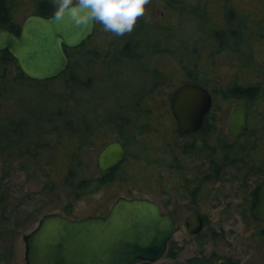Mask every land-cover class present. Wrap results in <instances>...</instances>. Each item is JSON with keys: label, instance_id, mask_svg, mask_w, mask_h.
Masks as SVG:
<instances>
[{"label": "rangeland", "instance_id": "374dc122", "mask_svg": "<svg viewBox=\"0 0 264 264\" xmlns=\"http://www.w3.org/2000/svg\"><path fill=\"white\" fill-rule=\"evenodd\" d=\"M34 1L11 0L15 25L21 26L32 15ZM169 3L149 0L134 29L123 35L106 31L97 21L94 36L77 51L69 52L70 70L84 74L90 86L77 90L86 91L83 95L88 98L76 114L73 104L60 108L73 113V117L67 115L72 131L78 127V119L85 117L95 121L100 132L86 140L78 128L71 134L69 129L49 130L44 122L10 128L23 134L18 145L8 147L0 156V264H25L23 237L44 215L58 213L71 220L104 216L118 198H146L173 215L176 231L169 243L176 244V256L152 264H190L195 257L210 256L238 264H264V236L249 215L252 191L264 180V89L253 103L234 100L224 93L235 81H251L258 71L264 84V13L250 14L257 19L259 29L256 42L253 37V65H247L236 51L218 50L210 36L209 28L224 27L222 8L227 0ZM231 4L244 14L245 8L264 2L231 0ZM174 5L203 7L206 20L179 14ZM126 40L136 47L135 54L143 53L142 57L108 64L106 55L120 50ZM67 76L64 72L41 83L19 82L13 72L11 84L0 85V91H8L6 96L12 98H0V123L8 118L31 120L30 112L52 113L55 107L50 94L68 99L74 91ZM183 83L200 84L212 95L213 106L202 135L181 134L167 110L171 92ZM114 91L117 126L110 118L115 108ZM137 94L140 97L134 102ZM238 105L248 113L250 135L237 143V149L246 147V156L219 167L224 149L231 145L227 121ZM120 116L128 119L129 125L122 127ZM42 129L46 130L43 134ZM116 140L126 147V163L117 170L113 182L85 194L80 185L101 176L98 155L104 144ZM211 152L214 156L209 157ZM214 170L217 179L202 183ZM191 184L193 188L186 192ZM200 187L208 195H199ZM188 195L200 199L192 202L186 199ZM191 213L204 219L198 234L186 230L184 219Z\"/></svg>", "mask_w": 264, "mask_h": 264}, {"label": "water", "instance_id": "95a60500", "mask_svg": "<svg viewBox=\"0 0 264 264\" xmlns=\"http://www.w3.org/2000/svg\"><path fill=\"white\" fill-rule=\"evenodd\" d=\"M96 22L77 24L66 14L30 15L16 35L0 28V53L6 51L29 80L44 82L62 75L69 66L66 50L80 47L94 34ZM210 92L197 83H183L169 96V108L183 133L198 132L211 110ZM248 113L236 106L227 121V132L238 138L247 131ZM126 148L120 141L108 143L98 155L101 171L125 162ZM255 220L264 224V181L255 192L251 207ZM189 234L203 227L199 215L185 219ZM176 227L172 216L146 198H118L104 216L71 220L61 214L44 215L24 237L26 264H150L160 260Z\"/></svg>", "mask_w": 264, "mask_h": 264}, {"label": "trees", "instance_id": "16d2710c", "mask_svg": "<svg viewBox=\"0 0 264 264\" xmlns=\"http://www.w3.org/2000/svg\"><path fill=\"white\" fill-rule=\"evenodd\" d=\"M165 1L168 4H170L169 0H165ZM262 1L264 2V0ZM10 2L11 0H0V28L8 29L17 35L19 33L21 26L15 25L11 20V6L9 5ZM34 2L35 3H34L32 15H39L43 17H50L54 15V10L56 6L55 0H35ZM174 6H175L174 8L177 10L179 14H183L190 18L192 17L194 20H197L196 17H198V19L201 21L206 20L203 15L204 13L203 10H205L203 7L195 8L190 5H188L189 7L187 5L185 6L174 5ZM222 10H223L222 17H223L224 27L218 29L209 28L211 32L210 36L216 42L217 49L222 51H228V50L236 51L244 58L243 61L244 64L253 65V61H252L254 55L253 49L255 48L253 44L254 43L253 37L255 36V42H256L258 36L256 33L258 32L259 24L257 22V19L250 14L256 15L259 12L264 13V4H258V5L252 4L250 5V8H245L242 11V13L244 14H240L236 12L235 7L231 4V0H227V4L224 5ZM248 11L250 12L248 13ZM247 14H249V16H247ZM95 32H96V28L94 34ZM84 44H82L81 46H83ZM154 47H158V46H154ZM79 48L66 50V54L68 58L70 51L71 52L77 51ZM134 48L136 47L132 46L131 42L126 40L125 45L120 50H117L116 48L111 53V55L110 53L109 55H106V58H108L109 60L108 64H112V65L117 64V62H122L123 60H128L132 57L136 59H140L143 53L139 51L137 54H135ZM72 66H73L72 64L70 67L68 66L65 72L68 74L67 81L69 82L71 88L74 91H70V96H68L70 98L68 99L62 96L61 94H57V93H55L54 95L50 94V98L53 100V106L55 107V110L52 113H50L49 111L47 112L42 111L41 113L30 112L29 119L31 120H26V121L20 119H9V118L2 120V122L0 123L2 125V127L0 128V156L4 152V150L8 149V147L18 145V143H20L21 141L20 136L23 134L22 132L18 133L15 131L14 132L10 131V128L15 125H21L23 128L24 126L28 128L31 127L30 122L36 126H38L39 123L44 122L45 124L42 125L45 126V128H47L46 126L50 127L49 130L69 129L71 131V134H76L77 132L74 130H77L78 128L80 132L83 134L84 139L86 140H88V138L91 137L93 134L100 132L101 127H99L95 121H90L85 117L82 118L81 120L78 119V123H77L78 127H74V130L72 131L71 126L73 125V123H71L72 120H68L67 115L73 117V113H71L69 110L65 113V111H63V109L60 108V106H64V108L66 109L67 107L74 105L76 109L75 110V114H76V111L80 106V104L82 102L84 103L86 101L85 99L88 98L85 97L87 96V94L83 95L84 92L86 91H77V90H82V89L85 90L87 86H90V84L88 85V81L84 80L86 79V77L80 71L77 72L76 69L70 70ZM258 69L260 70L261 68L258 67ZM13 72H16V77H14L15 80H18L19 82H22L24 80H29L19 71L16 62L9 55L8 52L4 51L0 53V73L3 75L0 77V85L11 84L10 81L12 80H10V75ZM258 72L254 74L255 78L247 83H241L240 81H235L231 85L227 86L224 92L225 96L232 98L234 100H242L248 103L250 102L253 103L256 99H259V97H261L263 94L264 84L260 80V74H259L260 72L259 73ZM115 75L116 74H114V76ZM115 91L111 94L112 97L113 98L116 97V99L114 100L115 108L114 111L112 112L111 115L112 117L110 118L117 126V93ZM7 92L8 91H0V98H3L5 100L6 99L12 100V98L6 96ZM140 94H137V98L134 99V102L137 101V99L140 97ZM19 102L22 105L20 100ZM15 103L18 105L16 101ZM60 103L61 105H59ZM167 110H169V108H167ZM208 118L209 116L207 117V120ZM118 120H119V124L122 127H126L127 125H129L128 119H123V117L120 116ZM133 120L134 117L130 121V123ZM68 125L70 126L68 127ZM206 129H207V124L204 126V129L197 135H202ZM45 131L44 129H42L41 134H43ZM249 135H250V131L248 132L246 137H249ZM106 145L107 143L104 144V146ZM224 151H225V156L220 160L221 164L219 165V167H221L222 164H225L228 161L230 162H236L237 160L241 161L246 156V147L243 146L242 149H237V143L231 144L230 147L225 148ZM208 156L212 157L214 156V154L211 152L210 154H208ZM125 163L126 162H124L123 164ZM122 165H120V167ZM116 172H117V167L108 171H101L100 177H98L94 181L91 182L86 181L82 183L80 185V188L85 189V194L93 193L101 189L107 183L113 182L117 178ZM260 235L264 236V227H260ZM177 249L178 248L176 247V244L174 242L168 243L167 249L162 258L173 259L176 256ZM138 264H150V263L139 262ZM190 264H238V262L232 261L229 258H219L218 256H210V257H195L190 260Z\"/></svg>", "mask_w": 264, "mask_h": 264}, {"label": "clouds", "instance_id": "9594fccd", "mask_svg": "<svg viewBox=\"0 0 264 264\" xmlns=\"http://www.w3.org/2000/svg\"><path fill=\"white\" fill-rule=\"evenodd\" d=\"M149 0H55L54 16L68 14L77 24L100 22L106 31L123 35L131 32L145 13Z\"/></svg>", "mask_w": 264, "mask_h": 264}, {"label": "flooded vegetation", "instance_id": "af4514ba", "mask_svg": "<svg viewBox=\"0 0 264 264\" xmlns=\"http://www.w3.org/2000/svg\"><path fill=\"white\" fill-rule=\"evenodd\" d=\"M212 96V95H211ZM212 101H213V98H212ZM212 106H213V102H212ZM168 108H169V103H168ZM212 108V107H211ZM170 109V108H169ZM210 113V112H209ZM208 116H209V114H208ZM207 116V117H208ZM208 123V120H207V118H206V120H205V122H204V124H203V127L198 131V132H195V133H191V134H198V133H200L203 129H204V126L206 125ZM247 126H248V128H247V131L245 132V133H243L240 137H238V138H231L230 136V139H231V144H236V143H238L239 141H243L244 139H245V137H246V135L248 134V132H249V124H248V118H247ZM226 128H227V125H226ZM206 131V130H205ZM181 132V131H180ZM183 133V132H182ZM228 133V132H227ZM184 134H189V133H184ZM229 135V134H228ZM123 144V143H122ZM125 147V146H124ZM126 152H127V150H126ZM238 161H240V160H238ZM210 164H216L215 162H213V161H211L210 162ZM122 165V164H121ZM120 168V165H118L117 166V170ZM185 175V174H184ZM183 175V176H184ZM215 180V179H217V175H216V170H214V171H212L211 173H209V175L207 176V177H205V179L202 181V183H204V184H206V182H208V181H210V180ZM264 181V180H263ZM262 181H260L256 186H255V188H254V190L252 191V194H251V197H252V201H251V204H250V209H249V215H250V217H251V219L256 223V224H258L259 225V227H264V224L263 223H261V222H259V221H257V220H255L254 219V217L252 216V214H251V207H252V205L254 204V202H255V192H256V189H257V186L261 183ZM187 184H190V183H187ZM193 188V184H191V186H189L188 187V189H187V191L186 192H189L191 189ZM199 191H198V194L200 195V194H203V193H205V194H207L208 195V192L206 191V192H204V190H203V188L202 187H200L199 189H198ZM127 199H130V198H127ZM186 199L187 200H190V201H192V202H197V201H199V199L200 198H195L193 195H188V196H186ZM156 203V202H155ZM157 204V203H156ZM158 205V204H157ZM159 206V205H158ZM161 209V208H160ZM163 212H165V211H163ZM165 213H168V212H165ZM170 214V213H169ZM194 214H196V213H194ZM171 216H172V219H173V221H174V218H173V215L172 214H170ZM189 215V214H188ZM198 215V214H197ZM200 216V215H199ZM90 217V216H89ZM96 217H98V216H96ZM187 217V216H186ZM186 217H185V219H186ZM201 217V219H202V222H203V226H204V219H203V217L202 216H200ZM185 219H184V224H185ZM174 224H175V221H174ZM202 229H203V227H202ZM25 237V236H24ZM24 237H23V241H24ZM24 247H25V241H24ZM24 263L26 264V260H25V251H24Z\"/></svg>", "mask_w": 264, "mask_h": 264}]
</instances>
